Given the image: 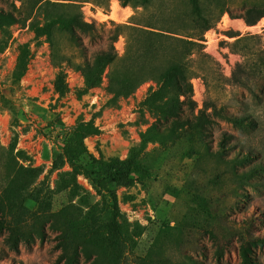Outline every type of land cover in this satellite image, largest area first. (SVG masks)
Here are the masks:
<instances>
[{
    "label": "rangeland",
    "instance_id": "obj_1",
    "mask_svg": "<svg viewBox=\"0 0 264 264\" xmlns=\"http://www.w3.org/2000/svg\"><path fill=\"white\" fill-rule=\"evenodd\" d=\"M252 8L0 0V264H264Z\"/></svg>",
    "mask_w": 264,
    "mask_h": 264
},
{
    "label": "trees",
    "instance_id": "obj_2",
    "mask_svg": "<svg viewBox=\"0 0 264 264\" xmlns=\"http://www.w3.org/2000/svg\"><path fill=\"white\" fill-rule=\"evenodd\" d=\"M47 1V0H45ZM109 0H97L98 4L100 5H106L107 2ZM43 3V1H42ZM73 6L75 7H78L77 4H74L73 3ZM264 16V9L263 8H252V9H249L245 15V21L250 24V25H254L256 24L262 17ZM207 29L210 28V23L208 22L207 23ZM117 30H114V34H113V38L117 39L119 34L122 33L125 29H128V30H134V31H138L139 28H143V27H139V26H134V25H125V24H118L116 26ZM155 32V31H154ZM238 34H235L232 32V35L231 36H237ZM160 36H162L164 39H167V40H172V41H175L176 42V45L182 43L184 44L185 46L188 47V54L190 55H193L194 53L198 52V53H201L202 50H203V47H202V44L198 41H196L194 38H198L196 36H193L192 38L193 39H183V38H180V37H175L171 34H167V33H160ZM236 44V40L231 43V45H234ZM178 87L181 89V85H178ZM182 90V89H181ZM189 91H192V85H190V88L186 91H182L183 93H185L186 95L188 94ZM11 102V104H15V101L14 99L13 100H9Z\"/></svg>",
    "mask_w": 264,
    "mask_h": 264
},
{
    "label": "bare ground",
    "instance_id": "obj_3",
    "mask_svg": "<svg viewBox=\"0 0 264 264\" xmlns=\"http://www.w3.org/2000/svg\"><path fill=\"white\" fill-rule=\"evenodd\" d=\"M116 11H117V4L114 2L113 3V7H112V11H111V15L110 17L113 18V19H116ZM211 41H209L210 43Z\"/></svg>",
    "mask_w": 264,
    "mask_h": 264
},
{
    "label": "built area",
    "instance_id": "obj_4",
    "mask_svg": "<svg viewBox=\"0 0 264 264\" xmlns=\"http://www.w3.org/2000/svg\"><path fill=\"white\" fill-rule=\"evenodd\" d=\"M221 24H223V25H226V23H225V21H224V17L221 19V21L219 22V25H221Z\"/></svg>",
    "mask_w": 264,
    "mask_h": 264
}]
</instances>
